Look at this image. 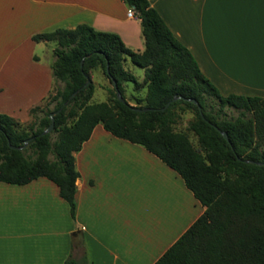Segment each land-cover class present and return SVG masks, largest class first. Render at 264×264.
Segmentation results:
<instances>
[{"label":"crops","instance_id":"obj_1","mask_svg":"<svg viewBox=\"0 0 264 264\" xmlns=\"http://www.w3.org/2000/svg\"><path fill=\"white\" fill-rule=\"evenodd\" d=\"M148 2L220 94L264 97V0ZM128 8L123 0H0V113L27 122L53 88V48L49 59L37 52L53 41H34V34L85 23L142 51L140 20ZM74 163V216L46 177L0 181V264H63L69 256L84 264H153L204 212L173 168L101 124Z\"/></svg>","mask_w":264,"mask_h":264},{"label":"trees","instance_id":"obj_2","mask_svg":"<svg viewBox=\"0 0 264 264\" xmlns=\"http://www.w3.org/2000/svg\"><path fill=\"white\" fill-rule=\"evenodd\" d=\"M123 1L140 20L142 51L127 47L117 33L85 23L32 36L37 42H55V86L29 109V122L0 113V181L26 184L46 177L58 186L74 216L79 176L74 153L101 124L173 168L204 207L153 264H264V165L245 161L264 163V97L220 94L148 0ZM127 57L144 69L142 83L124 68ZM97 69L111 86H104L107 100L92 102L95 84L91 79L85 85L86 76ZM127 82L133 84L130 99ZM143 87L144 94L138 95ZM174 96L179 98L172 100ZM225 108L239 114L228 117ZM58 109L53 129L42 134L51 123L50 113ZM187 112L192 116L186 130H178ZM26 139L23 148L11 147L23 146ZM84 263L72 256L63 262Z\"/></svg>","mask_w":264,"mask_h":264},{"label":"rangeland","instance_id":"obj_3","mask_svg":"<svg viewBox=\"0 0 264 264\" xmlns=\"http://www.w3.org/2000/svg\"><path fill=\"white\" fill-rule=\"evenodd\" d=\"M54 47H55V43L50 42L47 50L44 49L43 51H41L39 48V49H37V52L39 54H42L43 57H45L46 59H49L52 57L51 48H54ZM125 64H126L125 65L126 69L129 70L133 75H135L136 78L139 81H141V83H142V80L144 77V69L134 65L128 57L126 58ZM91 79L95 84V91H94L93 98L91 101L92 102H100V101L107 100L108 99V93L105 90L104 86L105 87L111 86L109 80L103 75L102 71L98 70V69L92 71ZM125 85L127 87L126 88V96H127L130 93V91L132 90V83H126ZM54 86L55 85H53V88H54ZM144 91H145V88L144 87L141 88L140 93H138V95H143ZM127 98L130 99V97H127ZM224 111H225V115L228 117L237 116L239 114V111L232 109V108H225ZM191 116L192 115L190 112L183 114L182 120H181L180 124L177 125L176 128L178 130H186L187 122ZM31 119H32V117L30 116L29 121H31ZM29 121H27V122H29ZM24 123H26V122H24ZM189 136H190L193 144L196 145L197 144L196 143V137L193 135V133L189 132Z\"/></svg>","mask_w":264,"mask_h":264},{"label":"water","instance_id":"obj_4","mask_svg":"<svg viewBox=\"0 0 264 264\" xmlns=\"http://www.w3.org/2000/svg\"><path fill=\"white\" fill-rule=\"evenodd\" d=\"M86 78H87V81H86V84H85V85H87V84H89V83L91 82V78H89L88 76H86ZM111 81H112V85H113V87H115V88L117 89V82H116V80H115V79H111ZM77 92H78V91L74 92L72 96H74ZM116 92H117V98H118V100L121 101V102H125V99L123 98V96H122V94L120 93V91H119V90H116ZM177 98H179V97H178V96H174L172 100H176ZM189 100H190L191 102L197 104V101H196L195 99H189ZM168 104H169V103H168ZM168 104H167L166 106H168ZM166 106L163 107L162 110L165 109ZM60 109H61V108H60ZM60 109H58V110L53 111L52 113H50L51 123H50V125H49V126H48V127L42 132V134H45V133H47V132H50V131L53 129V127H54V115L57 114V113L60 111ZM147 109H148V108H139V107L136 108V110H138V111H145V110H147ZM221 133H222V135L224 136V138L228 140V135H227V133H226L225 131H221ZM29 140H30V139H26L25 142H24V145H23V146H20V147L11 146V147H13V148H23V147L28 143ZM245 161H247V162H251V163H256V164H263V165H264L263 162H256V161H252V160H245Z\"/></svg>","mask_w":264,"mask_h":264},{"label":"built area","instance_id":"obj_5","mask_svg":"<svg viewBox=\"0 0 264 264\" xmlns=\"http://www.w3.org/2000/svg\"><path fill=\"white\" fill-rule=\"evenodd\" d=\"M127 16L128 17H137V14H136V12H135L133 7H129L127 9Z\"/></svg>","mask_w":264,"mask_h":264}]
</instances>
